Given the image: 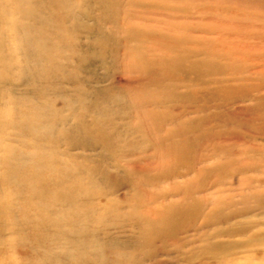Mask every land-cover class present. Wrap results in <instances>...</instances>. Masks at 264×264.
Returning <instances> with one entry per match:
<instances>
[{"label": "rangeland", "instance_id": "rangeland-1", "mask_svg": "<svg viewBox=\"0 0 264 264\" xmlns=\"http://www.w3.org/2000/svg\"><path fill=\"white\" fill-rule=\"evenodd\" d=\"M142 1L146 0L138 3ZM169 3L179 4L183 10L170 16L164 12L168 17L164 20L175 27H187L186 35L206 42L210 52L204 57L217 60L219 66L216 71L206 70L200 76L179 73L175 77L168 74L151 77L165 86L163 96L175 91L180 101L175 103L163 97L160 108L168 113L169 119L145 118L137 124V115H123L122 106L134 109L132 103L136 102L132 99L142 101L150 88L160 89L147 75L122 68L124 45L133 42L126 41L120 32L113 33L112 23H102V29L113 38L106 47L110 64L101 63L96 54L90 56L93 38L78 22L93 26L95 19L103 20L104 14L96 7V1L0 0V134L3 135L0 154L10 148L17 158V150L21 149L29 158L38 141L58 161H65L71 167L83 162L100 182L95 191L102 193L100 198L121 203V216L118 218L114 213L104 216L108 226L91 227L93 234L100 243H114L124 255L136 252L140 264H205L214 253L209 247L217 243H240L238 257L244 262L251 258L252 264H264V244H261L264 206L254 201L264 191L258 188L264 182V0H169ZM132 9L142 13L136 22L147 23L146 13L151 20L161 19L149 12H155L154 8L136 5ZM35 11L43 13L33 17L31 13ZM16 24L17 28H23H18L17 34L31 38L30 49L26 43L20 45L14 40L12 27ZM41 47L44 50L39 52ZM116 57L118 62H114ZM40 58L43 64L37 62ZM50 83L58 84L60 90L55 91ZM173 85L178 86L176 90ZM110 88L120 98L111 103L110 119L99 117L101 129L98 130L107 139L97 145L80 144L71 148L62 134L86 108L82 91L93 93ZM155 92L154 96L159 93ZM36 107L46 111L50 118L62 115L67 122L55 120L39 137L25 126L18 128L17 121L4 122L9 109L30 113ZM144 108L146 112L156 107L145 105ZM107 119L113 122L112 126ZM169 128L179 131L174 138L179 142L186 137L190 139L189 156L182 165L181 160L165 155ZM143 134L152 143H144ZM174 139L171 142H177ZM219 163L224 164L220 174L195 179L192 199L204 203V212L208 213L214 202L221 201L226 212H237L236 221L227 223L223 216H218L211 222H203L199 216L191 218L171 236L143 239L146 234H140L142 231L133 216L139 194L170 196L176 190L173 183H181L179 190L185 186L187 170L183 165L210 169ZM167 166L177 169V176L149 185V179ZM241 166L244 168L238 170ZM29 169L25 167L26 172ZM195 175L196 172L188 177ZM20 181L23 179L17 178ZM46 198L44 201L49 204L52 198ZM178 200L175 195L169 201ZM21 214L22 209H18L15 221L22 220ZM236 222L242 224L241 229L233 225ZM6 241L9 243V231L0 218V264L29 258L18 246L17 251L10 246L5 248L2 243ZM107 253L110 264L112 253L110 250Z\"/></svg>", "mask_w": 264, "mask_h": 264}, {"label": "bare ground", "instance_id": "bare-ground-1", "mask_svg": "<svg viewBox=\"0 0 264 264\" xmlns=\"http://www.w3.org/2000/svg\"><path fill=\"white\" fill-rule=\"evenodd\" d=\"M92 1L97 2L96 7L104 14L103 20L95 19L93 26L86 25L80 20L78 22L79 27L83 28L93 38L90 56L93 57L96 54L101 63H109L106 47L112 44L113 38L111 33L102 29V23H112L113 33L120 32L126 41L133 42V44L124 45L126 51L120 58L122 68L141 72L144 76L147 75V79L151 80L152 83L156 82L160 89L152 90L150 88L148 90L150 94L146 93L142 101L132 99L136 102L132 103L135 106L134 109L129 106H122L123 115L132 113L137 115V124L145 118L153 121L169 119L168 113L160 108L164 104L163 97L165 99L170 98L175 103L180 101L179 95L175 94V91L163 96L162 89L165 86L161 85L159 80L153 81L151 77H159V74L175 77L179 73L185 76L190 74L200 76L206 70L212 72L217 70L218 61L204 57L210 52L206 42L186 35L188 33L187 27L182 25L175 27L174 24H169V21L164 20V18H168L164 12L170 16L183 10L179 4H171L169 0H146L141 3H138V0H125V2L122 0ZM136 5L154 8L155 12L148 11L159 16L160 21L151 20L152 18L146 13L147 23L136 22L135 20L141 18L142 14L132 9ZM42 13L35 11L31 15L33 17L35 15L40 16ZM18 28L17 24L12 27L14 40H17L20 45L26 43L27 49H30L31 38H22L20 34H17ZM42 50L44 47L39 48V52ZM117 60L116 57L114 62H118ZM37 62L43 64V58L38 59ZM50 86L55 91L60 90L58 84L50 83ZM176 87L178 86H175L173 90H176ZM113 89H107L108 91L96 90L93 93L92 91H82L81 95L86 103V108L77 117L75 124L69 129H64L62 134L63 140L67 141L71 148L80 144L85 147L93 146L107 139L103 132L99 131L101 129L99 117L104 116L110 119V115L113 113V107L110 108L111 103L120 98L111 92ZM155 91H159V93L154 96ZM145 105L156 108L148 109L145 112ZM109 119L107 122L112 126L113 122ZM55 120L67 122V119L62 115L58 118L57 116L50 118L46 111L36 107L30 113L19 109L15 113L9 109L4 122L17 121L18 128L22 129V126H25L39 137L47 125L51 127L54 125ZM98 128L100 129L98 130ZM125 128L129 129V125H126ZM173 130L167 129L169 138L166 140L165 149L168 150L165 155L181 160L180 165H182L183 159L189 156L188 142L190 139L186 137L180 140L183 142H179V140L174 139L178 136L179 131ZM2 137L3 135L0 134V140ZM142 138L144 143H152L151 138L147 137L146 134H143ZM173 139L177 142H171ZM33 147H35V152L31 153L32 156L29 158L25 157L26 153L21 149L17 150V158L14 157L10 148H5L0 154V218H2L3 227L9 231V243L6 241L2 244L5 248L10 246L15 251H17L18 246L22 249L23 255H29L28 259L16 260L12 264H109L108 250L112 253L110 264H118L119 262V264H140L136 252H128L124 255L122 249L114 243H100V239L93 234L91 227L99 224L108 226L104 216L109 215V213H114L118 218L121 216V203L106 197L100 198L102 193L100 191L95 192L100 182L95 179L92 171L83 162L78 164L74 161L76 165L71 167L65 161H58L38 141L34 143ZM221 164L219 163L210 169L196 168L197 165L192 166L191 164L183 165L187 170L186 178L183 181L185 186L179 190L181 183H173L172 187L176 190L170 196L159 197V195H155L148 197L140 190L143 195L139 194L138 200L134 203L133 216L134 221L142 231L140 234H146L143 239H159L171 236L177 230L182 229L184 223L187 224L191 218L199 216L202 217L203 222H211L218 216H223L227 223L235 222L237 212H226L225 205L221 201L214 202L213 209L208 213L204 212L206 207L204 203L192 199L197 182L195 179L199 181L200 178L220 174L224 169L222 167L224 164ZM26 166L30 168L27 172ZM243 168V166L237 167L238 170ZM174 171L175 174H173ZM194 172L196 175L189 178L188 175ZM173 175L177 176V169L173 166H167L161 173L159 172L155 177L149 179V183H151L149 185H155L161 179ZM17 178H21L23 181L17 182ZM263 184L264 182L260 183L258 188L264 190ZM175 195L179 197V200L170 203L169 200ZM258 195L262 196L258 197L257 200L255 198L256 205L264 206V191ZM46 197L52 198L49 204L44 201ZM114 208L117 211L114 212ZM18 209H22L23 212L21 221L14 219ZM50 209L53 210V213ZM233 225L239 229L242 227V224L237 222ZM261 244L264 242L262 241ZM137 248L141 250L142 247L138 245ZM241 248L242 244L240 243L212 244L208 250L214 253L212 258H207L205 264H213L210 262L211 259L215 261L214 264H252L251 258L244 259L246 260L244 262L242 258L238 257ZM262 259H264V255Z\"/></svg>", "mask_w": 264, "mask_h": 264}]
</instances>
